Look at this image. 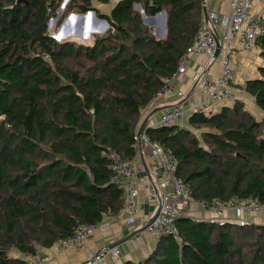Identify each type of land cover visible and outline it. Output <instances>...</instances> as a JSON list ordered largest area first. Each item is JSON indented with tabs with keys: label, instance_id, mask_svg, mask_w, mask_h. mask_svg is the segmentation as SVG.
Listing matches in <instances>:
<instances>
[{
	"label": "trees",
	"instance_id": "obj_1",
	"mask_svg": "<svg viewBox=\"0 0 264 264\" xmlns=\"http://www.w3.org/2000/svg\"><path fill=\"white\" fill-rule=\"evenodd\" d=\"M62 2L0 0V264H26L22 255L119 213L124 191L102 152L136 157L139 118L204 19L202 0H116L109 13L93 7L109 0H69L57 26L68 12L94 11L109 29L89 44L57 41L47 23ZM162 11L159 38L142 15ZM259 46L264 61V34ZM258 72L243 88L261 119L234 101L189 114L186 126L146 129L193 200L264 203V66ZM176 225L178 241L163 235L121 264H264V226L186 215Z\"/></svg>",
	"mask_w": 264,
	"mask_h": 264
},
{
	"label": "built area",
	"instance_id": "obj_2",
	"mask_svg": "<svg viewBox=\"0 0 264 264\" xmlns=\"http://www.w3.org/2000/svg\"><path fill=\"white\" fill-rule=\"evenodd\" d=\"M203 5L205 4L202 3V7ZM229 8L228 14L207 12V21L202 20L192 43L180 57L176 72L171 77L163 78V84L155 94L152 103L158 98L177 92L175 89L177 75L186 71L189 56L194 54L207 57L205 66L195 79L203 99L199 102H189L186 109L181 104L171 105L161 114L158 125H173L185 113L189 115L200 110L213 111L225 105H232L235 101V92L232 87V66L235 65V53L236 51L248 53L260 51L259 39L264 34V0H231ZM153 19L156 20V17ZM215 37L219 41L220 50L217 57L213 58L216 48ZM53 38L60 41L55 36ZM212 64L220 66L216 76H211L206 72V68ZM134 139L137 155L131 160H122L110 148L102 152L111 161L110 168L114 172L110 182L125 193L119 213L112 218L114 221L134 227L138 214L140 191L144 188L148 191H155L158 195V213L151 222L146 223L143 230L155 239L167 235L178 241L179 231L176 220L182 215L188 216L187 210L191 203H195L202 211L210 212L214 217L211 220L220 223L226 221L223 219L226 211L231 210L239 214L264 212V203L252 198L218 201L212 205L202 200H193L188 186L176 175V160L164 153L157 144L150 143L145 134L141 138L136 135ZM142 139L147 143L150 155L155 158V163L149 171L150 179L144 173L138 158L139 143ZM150 197L149 194L147 198ZM107 218L110 217H105L99 223L79 224L71 235L55 242L50 253L26 254L21 257L26 264H47L54 254L71 249H84L87 242L99 230L111 228ZM120 256L121 250L118 246L104 247L97 251H89L85 264H102L107 257L115 260Z\"/></svg>",
	"mask_w": 264,
	"mask_h": 264
},
{
	"label": "crops",
	"instance_id": "obj_3",
	"mask_svg": "<svg viewBox=\"0 0 264 264\" xmlns=\"http://www.w3.org/2000/svg\"><path fill=\"white\" fill-rule=\"evenodd\" d=\"M230 1L231 0H205L204 4L207 12L215 11L221 14H228L230 11ZM234 58L235 65L232 66V87L235 92V101L241 102L244 108L256 119H261L263 116L262 112L256 107L254 99L244 90L243 85L247 80L259 77L258 69L259 67L264 66V61L259 56V52L248 53L236 51ZM206 62V56L196 54L189 56L186 71L183 74L177 75L175 80V89L177 92L158 98L155 102L153 101V103L151 102L149 105L150 108L148 107L147 110L141 114L138 125L151 108L159 107L161 110L148 119L146 123L147 127L157 126L161 114L173 104H181L186 109L189 102L201 101L203 99V95L197 86H194V84L198 73L203 69ZM219 69L220 66L218 64H212L206 68V72H208L211 76H216ZM225 106L230 107L232 105ZM220 108L215 109L214 111L219 110ZM188 116L189 115L185 113V115L175 124H178L179 126H186ZM138 158L140 162H142L141 159L143 160L148 171H150L152 165L155 163V158L150 155L149 147L143 139L139 143ZM149 194L151 197L147 198L149 197ZM157 205L158 195L155 191H148L145 188L141 189L137 207L138 214L134 227L126 226L123 223L114 221L112 218H107L106 220L111 224V228L109 230H99L94 237L87 242L84 249H71L54 254L52 259L47 264H85L89 251H97L113 242L126 239L130 233H134L133 237L118 246L121 250V256L115 260L107 257L102 264H121L124 261H137L145 257L152 251L157 239L141 229L153 216ZM187 215L197 220H211L214 218L210 212L202 211L195 203H191L189 205ZM223 219L229 222L249 223L254 226H264V212L255 214H239L230 210L223 214ZM52 246L49 248L38 249L37 254L44 255L52 252Z\"/></svg>",
	"mask_w": 264,
	"mask_h": 264
},
{
	"label": "rangeland",
	"instance_id": "obj_4",
	"mask_svg": "<svg viewBox=\"0 0 264 264\" xmlns=\"http://www.w3.org/2000/svg\"><path fill=\"white\" fill-rule=\"evenodd\" d=\"M116 0H109L108 4H101V3H97V2H93V7L95 9H97V11H99L100 13H109L111 6L115 3ZM69 0L67 1V3L65 4V6H67ZM64 8L62 9L61 12L58 11V9L55 11L54 14L51 15V17L49 18V21L47 23V27H48V33L50 37H56L60 31L61 33H64L65 35L62 38H58L59 40L63 41V40H70L73 42H79V43H86L89 44L91 43V36L93 34H103L105 33L108 29H109V25L104 24L102 18L98 17L97 14L93 11V17L89 18L90 16H88L87 19H85L84 21H80L77 17H72L73 15H81V16H86L87 13L85 14H80L79 12L73 11V12H68L66 16H64L62 22L60 23L59 26H57V22H58V18L61 16V14L64 12ZM137 9V8H136ZM140 10V9H139ZM53 15H56L55 19L52 21V17ZM143 17V23L147 26H151L153 29V33L154 35H156L157 33H160V27H161V22H163V19L161 17L160 14H156L153 17H156L157 19V23L155 20V23L152 25H149L147 22H145V17L144 15H142ZM106 22V21H105ZM97 31V32H96ZM81 32V33H80ZM80 33V34H78ZM88 38L87 39H80V38H76L77 35H82V34H86ZM76 34V35H75ZM157 34V35H158ZM156 35V36H157ZM159 37V36H158ZM161 38V37H159Z\"/></svg>",
	"mask_w": 264,
	"mask_h": 264
},
{
	"label": "water",
	"instance_id": "obj_5",
	"mask_svg": "<svg viewBox=\"0 0 264 264\" xmlns=\"http://www.w3.org/2000/svg\"><path fill=\"white\" fill-rule=\"evenodd\" d=\"M18 1H19V2H22L23 0H18ZM67 1H68V0H63L61 6H60L59 9H58L59 12L62 11V9L64 8V6H65V4L67 3ZM204 2H205V0H202V3H204ZM136 8H137L138 10L140 9V7H139L138 5L136 6ZM202 12H203L204 20L207 21L208 16H207V10H206V8H205V5H203V11H202ZM158 14L161 15V17H162V19H163V22H161L160 33H159V34L157 33L158 35H157V34H156V35H157V37H158V36H159V37H163V36H164V33H165L166 16H165V12H164V11H162V12H160V13H158ZM89 15H90V17H93V11L88 12L86 16H81V15H80V16H79V15H73V16L77 17L80 21H84L85 19L88 18ZM55 17H56V15H53V17H52L51 20L53 21V20L55 19ZM103 22L107 25V23H106L105 21H103ZM145 22H147L149 25H152V24H154L155 20L153 19V17L150 16V17H146V18H145ZM80 33H81V32H80ZM80 33H78V34H80ZM56 38H57V37H56ZM215 43H216V48H215V50H214V52H213V58H216V57H217V55L219 54V50H220V44H219V41H218L217 37H215ZM195 85H196V83L194 84V86H195ZM160 110H161V108H159V107H154V108L150 109V110L146 113V115L144 116V118L141 120V122H140L139 125H138V129H137V133H136V135H137L138 138H141V136H143V135L145 134L146 129L148 128V127L146 126V123H147L148 119H149L152 115H154L155 113H157V112L160 111ZM260 146H261V148L264 149V141L261 142ZM141 161H142L141 163H142V166H143L144 172H145L146 176L150 179L149 171L147 170V167H146V165H145V163L143 162L142 159H141ZM157 213H158V207H157L155 213H154L153 216L149 219L148 222H151V221L155 218V216L157 215ZM144 228H145V226H144L141 230L143 231ZM133 235H134V233H130V234L126 237V239H122L121 241L113 242V243L107 245L106 247H107V248H111V247H114V246H120L124 241H127V240L131 239V238L133 237Z\"/></svg>",
	"mask_w": 264,
	"mask_h": 264
},
{
	"label": "bare ground",
	"instance_id": "obj_6",
	"mask_svg": "<svg viewBox=\"0 0 264 264\" xmlns=\"http://www.w3.org/2000/svg\"><path fill=\"white\" fill-rule=\"evenodd\" d=\"M89 16H90V15H89ZM72 17H74V16H72ZM104 24H105V23H104ZM64 35H65V34H64V33H61V31H60V33H59L56 37H57V38H62ZM75 35H76V34H75ZM65 36H66V35H65ZM77 37L80 38L81 40H82V39L85 40V39L88 38L87 33H86V34H82V35H80V36L77 35L76 38H77ZM60 41H61V40H60Z\"/></svg>",
	"mask_w": 264,
	"mask_h": 264
}]
</instances>
